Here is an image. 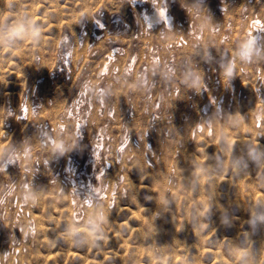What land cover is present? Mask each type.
<instances>
[{
	"label": "rangeland",
	"instance_id": "1",
	"mask_svg": "<svg viewBox=\"0 0 264 264\" xmlns=\"http://www.w3.org/2000/svg\"><path fill=\"white\" fill-rule=\"evenodd\" d=\"M225 3L0 0V264H264V0Z\"/></svg>",
	"mask_w": 264,
	"mask_h": 264
},
{
	"label": "clouds",
	"instance_id": "2",
	"mask_svg": "<svg viewBox=\"0 0 264 264\" xmlns=\"http://www.w3.org/2000/svg\"><path fill=\"white\" fill-rule=\"evenodd\" d=\"M146 2H147V0H146ZM220 11H221V14H223L227 11V6L225 3V0H221ZM163 14L165 16L167 15L166 12ZM257 16H258V14H257ZM23 23L26 26L28 22L23 21ZM246 41L250 45L251 51L248 53L247 59H243L244 55H245L243 51L239 52V56L242 59L243 63L252 64L253 60H255L259 56V54L261 52V46L264 45V21H261L259 18H256L252 21V27L250 28V30L246 36ZM70 57H71L70 52L64 54V63H65L66 67L68 65V60L70 59ZM260 59L264 60V56L260 57ZM257 62H259V61H257ZM229 64L231 65V67L225 66V70L221 73L222 78L217 85L219 86V88L222 85V86H224L225 89L230 87L231 91H232L233 90L232 84L235 80H237L235 77V71H236L235 60L230 59ZM241 84H242V82H241ZM195 86L202 88L204 90H207V87H208L206 84L203 83L201 77L196 78ZM242 86H244V85L242 84ZM260 99L262 102H264V97L261 96ZM209 100H210V103L216 102V99L214 97H210ZM157 107H158V105H157ZM204 111H206V109H204ZM76 127H77V130H79L80 125L78 124ZM257 127L258 128L260 127L259 123L257 124ZM80 135L82 136L83 133H80ZM225 177H227L226 173H225ZM113 207H114V205H113ZM257 219L264 221V216H260ZM106 220H107V217H104L100 222L97 223L96 227L99 229L100 224L106 222ZM251 223H253V222L250 221V224ZM93 235H96V234L93 233Z\"/></svg>",
	"mask_w": 264,
	"mask_h": 264
},
{
	"label": "bare ground",
	"instance_id": "3",
	"mask_svg": "<svg viewBox=\"0 0 264 264\" xmlns=\"http://www.w3.org/2000/svg\"><path fill=\"white\" fill-rule=\"evenodd\" d=\"M218 4H219V3H218ZM131 6H132V5H131ZM133 8H134V7H133ZM157 8H158V7H157ZM157 8L154 7L153 10H152L147 16H145V18H146V20H147V23L152 24V23H154V22H157V21L160 20V19H165V21H166L165 23H168V22L170 23L169 18L163 14V13H164V10L162 9V7H161V9H160V7H159V9H157ZM135 9H136V8H135ZM92 16H93V15H92ZM96 18H97V17H96ZM92 22H93V21H92ZM100 25H101V24H100ZM114 49H115V48H114ZM114 49H113V50H114ZM116 49H117V48H116ZM113 50H112V52H113ZM115 51H116V50H115ZM79 58H80V57H79ZM104 65H105V64H104ZM106 65H107V64H106ZM113 90H114V89H113ZM113 93H114V96H115V90H114ZM113 93H112V94H113ZM116 93H118V92H116ZM112 96H113V95H112ZM112 96H111V97H112ZM116 96H117V95H116ZM118 96H119V93H118ZM115 98L117 99V97H114L113 99H115ZM113 99H112V101H113ZM98 131H99V130H98ZM117 132H118V131H117ZM115 148H116V147H115ZM123 158H124V157H123ZM115 170H116V169H115ZM162 178H163V177H162ZM107 180H109V179H107ZM107 180H106V181H107ZM158 199H159V198H158ZM158 199H157V200H158ZM159 209H160V208H159ZM140 220H141V219H140ZM150 222H151V221H150ZM145 224H146V223H145ZM148 224H149V221H148ZM148 224H146V226H149ZM151 224H153V223H151ZM151 224H150V225H151ZM140 225H142V224H140ZM146 226H145V227H146ZM153 226H154V224H153ZM139 227H140V226H139ZM161 227H162V226H161ZM137 228H138V227H137ZM137 228H136V229H137ZM140 228H141V227H140ZM149 228H150V227H149ZM138 229H139V228H138ZM147 229H148V228H147ZM151 229H152V228H150L148 231H149V232H150V231H153V229H152V230H151ZM160 229H161V228H160ZM135 231H136V230H135ZM142 231H143V228H142L141 231H140V229H139V233H142ZM145 231H146V230H145ZM143 233H144V232H143ZM143 233H142V234H143ZM137 234H138V233H137ZM113 235H114V234H113ZM152 235H153V233H152ZM115 236H116V238H117V235H115ZM149 236H150V235H149ZM113 237H114V236H113ZM140 237H141V236H140ZM119 238H120V237H119ZM119 238H118V239H119ZM150 238H151V237H150ZM118 239H117V240H118ZM120 240H121V239H120ZM149 240H150V239H149ZM149 240H148V241H149ZM123 241H124V240H123ZM151 241H152V240H151ZM151 241H149V242H151ZM119 242H120V241H119ZM149 242H148V243H149ZM121 243H122V242H121ZM149 248H150V247H149ZM149 248H148V249H149ZM145 251H146V250H145ZM147 252H148V251H147ZM155 262H156V261H155Z\"/></svg>",
	"mask_w": 264,
	"mask_h": 264
}]
</instances>
